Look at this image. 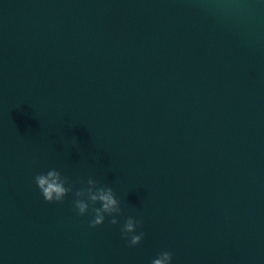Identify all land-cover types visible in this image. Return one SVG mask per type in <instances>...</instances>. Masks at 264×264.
<instances>
[{
    "label": "water",
    "instance_id": "95a60500",
    "mask_svg": "<svg viewBox=\"0 0 264 264\" xmlns=\"http://www.w3.org/2000/svg\"><path fill=\"white\" fill-rule=\"evenodd\" d=\"M50 169L111 187L119 224L46 202ZM164 251L264 264V0H0V264Z\"/></svg>",
    "mask_w": 264,
    "mask_h": 264
},
{
    "label": "clouds",
    "instance_id": "9594fccd",
    "mask_svg": "<svg viewBox=\"0 0 264 264\" xmlns=\"http://www.w3.org/2000/svg\"><path fill=\"white\" fill-rule=\"evenodd\" d=\"M34 179L44 200L48 203H62L69 193H73L75 196L72 202L73 208L78 215L82 217L91 213L93 217L89 222L90 228L102 225L106 217H111L112 225L119 224L117 217L122 215L121 203L111 187L100 185L96 180L89 178L86 186L76 188L67 176L56 169L37 174ZM81 183L83 184V181ZM142 224V220L131 216L124 221L120 230L122 238L128 242L129 247L138 246L144 239V232L137 234V228ZM172 259L173 254L164 251L159 253L151 264H172Z\"/></svg>",
    "mask_w": 264,
    "mask_h": 264
}]
</instances>
